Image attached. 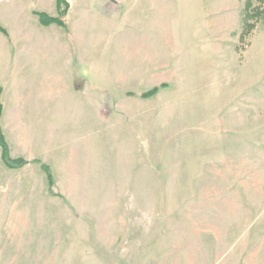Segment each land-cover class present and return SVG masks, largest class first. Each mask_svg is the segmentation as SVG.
Returning <instances> with one entry per match:
<instances>
[{
    "label": "rangeland",
    "instance_id": "374dc122",
    "mask_svg": "<svg viewBox=\"0 0 264 264\" xmlns=\"http://www.w3.org/2000/svg\"><path fill=\"white\" fill-rule=\"evenodd\" d=\"M67 1L83 62L7 121L0 264H264V0Z\"/></svg>",
    "mask_w": 264,
    "mask_h": 264
},
{
    "label": "crops",
    "instance_id": "0c3cea01",
    "mask_svg": "<svg viewBox=\"0 0 264 264\" xmlns=\"http://www.w3.org/2000/svg\"><path fill=\"white\" fill-rule=\"evenodd\" d=\"M53 3L54 7L50 14L43 12L57 18L56 0H53ZM70 5L71 8L68 14L69 30L67 32L56 24L48 27L42 26L38 17L33 18L32 21H35L33 26L27 25L26 17H23L25 15L26 0H0V27L7 31V35L0 32V86L3 90L1 94V124L7 142L9 136L7 121L27 120L30 111L35 113L40 108L38 100L35 102L39 108L37 106L36 108L35 106L33 108L29 107L35 95L33 92H28V90L39 88L40 95L43 93L46 96L52 94L51 90L55 87L64 89L66 81L58 74L48 73L49 69H44L46 63L58 62L59 59L64 60L65 58H71L70 62L72 64L75 61L78 63V59L82 61L79 48L84 45V38H82V32L77 33L74 31V8L72 3ZM101 5L105 9L108 7L116 9L118 7L115 0H103ZM84 9L87 11L98 10V8L92 7H85ZM85 10L84 12H86ZM79 72L81 71L78 70ZM82 72L84 73V71ZM79 80H83L82 85L76 87L77 78L75 76L71 89L73 93L80 96L88 94L91 90L90 84L96 82L88 80V78ZM43 86L44 92L41 91ZM89 94L91 95V93ZM13 151L10 147L11 154ZM4 169V166L0 163L2 179L4 178ZM4 188L2 186L0 190L4 191Z\"/></svg>",
    "mask_w": 264,
    "mask_h": 264
},
{
    "label": "trees",
    "instance_id": "16d2710c",
    "mask_svg": "<svg viewBox=\"0 0 264 264\" xmlns=\"http://www.w3.org/2000/svg\"><path fill=\"white\" fill-rule=\"evenodd\" d=\"M56 4H57V9H58L57 18L51 17L44 12H34V15L39 18L40 24L42 26L48 27L50 25L56 24L68 32L69 30L68 14H69L71 5L67 0H57ZM263 13L264 11H261L258 14L255 9L251 11V3L248 2V10L246 11V15H245V28H247L248 33L254 27L253 25L250 24V21H252V19L254 18H257L259 15H262ZM0 32L7 35V31L4 30L2 27H0ZM165 87H167V85L165 84L161 85L160 87H155L152 90L144 93L142 95V98L144 99L152 98L158 94L160 89L165 88ZM2 91H3L2 87L0 86V148L2 150V160L9 169L18 170V169L23 168L25 165H27L28 162L23 158L14 159L11 156L10 146L6 140V137L3 133L2 125H1V117H2L1 94H2ZM41 168L47 175L48 183L50 187L49 190L51 191L50 193L53 195L51 188L54 184V178H53V173L51 171V168L45 164H41Z\"/></svg>",
    "mask_w": 264,
    "mask_h": 264
}]
</instances>
